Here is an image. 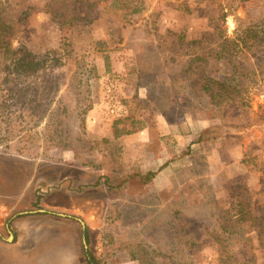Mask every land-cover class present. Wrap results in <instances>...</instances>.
<instances>
[{
  "label": "rangeland",
  "instance_id": "374dc122",
  "mask_svg": "<svg viewBox=\"0 0 264 264\" xmlns=\"http://www.w3.org/2000/svg\"><path fill=\"white\" fill-rule=\"evenodd\" d=\"M0 29V264H264V0H0Z\"/></svg>",
  "mask_w": 264,
  "mask_h": 264
},
{
  "label": "crops",
  "instance_id": "0c3cea01",
  "mask_svg": "<svg viewBox=\"0 0 264 264\" xmlns=\"http://www.w3.org/2000/svg\"><path fill=\"white\" fill-rule=\"evenodd\" d=\"M156 179L157 178H155V179H152L150 182H148L146 185H144V188H146V187H148V186H151L152 188H154L153 190L154 191H156L158 194V196H159V194L162 192V187L159 185L162 181H160V182H157L156 181ZM146 190V189H145ZM150 190H152V189H150ZM152 190V191H153ZM146 192V194H147V192H149L148 190H146L145 191ZM5 259H3L6 263H8V262H10V260H11V256H10V254H7V253H5V257H4ZM10 264H13L12 262L10 263Z\"/></svg>",
  "mask_w": 264,
  "mask_h": 264
},
{
  "label": "trees",
  "instance_id": "16d2710c",
  "mask_svg": "<svg viewBox=\"0 0 264 264\" xmlns=\"http://www.w3.org/2000/svg\"><path fill=\"white\" fill-rule=\"evenodd\" d=\"M0 30H1V31H0V38H4V36H3V35H4V34H3L4 29H0ZM3 45L6 46V47H5L6 49H7V47L9 46L7 41H4V42H3ZM19 60H20V58L17 59L15 62L18 63ZM151 175H152V173L149 172V173L146 175L145 178H146V179H149V178L151 177ZM90 260H93V261H91V263H94V259H93L92 257H91ZM88 261H89V259H88ZM89 262H90V261H89Z\"/></svg>",
  "mask_w": 264,
  "mask_h": 264
},
{
  "label": "water",
  "instance_id": "95a60500",
  "mask_svg": "<svg viewBox=\"0 0 264 264\" xmlns=\"http://www.w3.org/2000/svg\"><path fill=\"white\" fill-rule=\"evenodd\" d=\"M8 239H10V237Z\"/></svg>",
  "mask_w": 264,
  "mask_h": 264
}]
</instances>
